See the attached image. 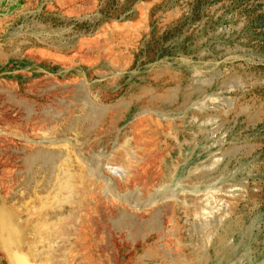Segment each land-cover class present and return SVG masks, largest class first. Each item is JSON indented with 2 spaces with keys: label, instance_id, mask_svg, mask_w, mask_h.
<instances>
[{
  "label": "rangeland",
  "instance_id": "374dc122",
  "mask_svg": "<svg viewBox=\"0 0 264 264\" xmlns=\"http://www.w3.org/2000/svg\"><path fill=\"white\" fill-rule=\"evenodd\" d=\"M41 148L93 174L68 264H264V0H0V264H48Z\"/></svg>",
  "mask_w": 264,
  "mask_h": 264
},
{
  "label": "bare ground",
  "instance_id": "6f19581e",
  "mask_svg": "<svg viewBox=\"0 0 264 264\" xmlns=\"http://www.w3.org/2000/svg\"><path fill=\"white\" fill-rule=\"evenodd\" d=\"M63 151L66 155L64 154L62 158H58L54 153L45 152L42 148L31 151L25 157V162L30 168L36 167L35 170L30 169L33 181L46 183L42 191L41 185H37L38 193L43 194H38L40 201L35 211L38 210L42 216L36 229L44 239L42 242L46 243L47 250L43 255V261H47L48 264H68L73 244H78L83 238L84 232L80 231L77 225L81 219V208L85 206V199L89 197L94 181L93 174L86 168L84 160L74 156L69 149ZM132 154L134 152L130 153V150L125 151V156L121 160L126 169V178L129 177V168L134 160ZM36 194L34 195L37 196ZM29 203L30 201L24 202L25 209ZM49 215H53L50 220ZM155 223L156 218L148 225L154 226ZM60 241L65 245L62 255L58 256L54 248L57 246L56 242Z\"/></svg>",
  "mask_w": 264,
  "mask_h": 264
}]
</instances>
